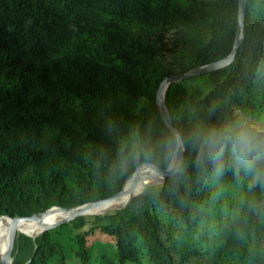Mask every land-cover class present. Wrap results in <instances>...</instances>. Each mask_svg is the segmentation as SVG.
<instances>
[{"label": "trees", "instance_id": "1", "mask_svg": "<svg viewBox=\"0 0 264 264\" xmlns=\"http://www.w3.org/2000/svg\"><path fill=\"white\" fill-rule=\"evenodd\" d=\"M237 19L238 0H0V216L109 198L145 162L166 170L159 83L226 58ZM166 105L177 130L236 112L264 124V0H247L234 62L172 83ZM193 158L124 209L17 234L12 264H264V193L230 170L197 179Z\"/></svg>", "mask_w": 264, "mask_h": 264}, {"label": "clouds", "instance_id": "2", "mask_svg": "<svg viewBox=\"0 0 264 264\" xmlns=\"http://www.w3.org/2000/svg\"><path fill=\"white\" fill-rule=\"evenodd\" d=\"M159 149L174 179L185 177L188 163L183 152L190 149L197 179L218 180L230 170L236 179L246 177L250 189L264 193V124L243 113L197 120L187 130L171 128L159 141ZM145 150L141 145L140 151Z\"/></svg>", "mask_w": 264, "mask_h": 264}, {"label": "water", "instance_id": "3", "mask_svg": "<svg viewBox=\"0 0 264 264\" xmlns=\"http://www.w3.org/2000/svg\"><path fill=\"white\" fill-rule=\"evenodd\" d=\"M246 6H247V0H238V25H237L235 41L231 53L226 58L216 63H212L205 66L201 65L191 70L170 74L168 76H165L159 83V86L156 91V103L159 113L169 130L171 128H175L172 122L171 115L166 105V93L169 86L172 83L180 82L185 79H189L191 77H196L199 75L203 76L206 74L224 70L234 62L237 55V51L242 45L245 38ZM145 166L150 168L153 171V173L156 175L159 185L165 183L166 179L171 177V174L169 173L168 169L160 170L157 167H155L153 164H150L149 162H145L137 166L136 170L131 174L129 179L125 182L123 188L118 193L114 194L109 198H105L94 202H88L86 204L72 208L54 206L41 213H34L30 216L14 217L9 219H11L13 223H19L21 222V220L38 221L43 216H48L53 213H62L63 214L62 218L50 224H43V228L33 236L25 234L30 238H32L33 242L35 243L36 239L46 231L52 230L63 224H67L79 217L87 216V214L93 216V215L104 214L106 212H111V211H119L121 209L126 208L131 203L132 199L137 195H139L146 187L151 185L155 186V182H152L150 180H145L143 189L140 192H137L135 188V182L140 175L141 168ZM96 211H98L99 213H94ZM1 218L4 217H0V219ZM16 237H17L16 231L11 230L7 247L3 251H0V264L13 263V249H14Z\"/></svg>", "mask_w": 264, "mask_h": 264}, {"label": "bare ground", "instance_id": "4", "mask_svg": "<svg viewBox=\"0 0 264 264\" xmlns=\"http://www.w3.org/2000/svg\"><path fill=\"white\" fill-rule=\"evenodd\" d=\"M246 11H247V6H246ZM245 20H246V16H245ZM237 25H238V19H237ZM167 169H168V167L166 168V170ZM145 180H150L152 182H155V186L151 185V186L146 187L140 194H142L149 187L159 188L165 184V183H163V184L159 185V182L157 181L155 174L140 173L139 177L137 178V180L135 182V188H136L137 192H140L143 189ZM139 195H137V196H139ZM94 213H99V212L96 211ZM106 213H108V212H106ZM100 215H103V214H100ZM87 216H91V215L87 214ZM93 216H98V215H93ZM0 217H4V218L0 219V251H3L8 245L11 230H15L17 234H22V235L27 234V235L33 236L34 234L38 233L43 228V224H50V223L56 222L58 219L63 217V214L62 213H53V214H50L48 216H43L38 221L21 220V222H19V223H13L12 220L9 219L10 217H7V216H0ZM27 235H25V236H27Z\"/></svg>", "mask_w": 264, "mask_h": 264}, {"label": "rangeland", "instance_id": "5", "mask_svg": "<svg viewBox=\"0 0 264 264\" xmlns=\"http://www.w3.org/2000/svg\"><path fill=\"white\" fill-rule=\"evenodd\" d=\"M145 191H146V190H145ZM145 191H144V192H145ZM144 192H143V193H144Z\"/></svg>", "mask_w": 264, "mask_h": 264}]
</instances>
